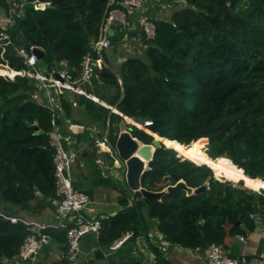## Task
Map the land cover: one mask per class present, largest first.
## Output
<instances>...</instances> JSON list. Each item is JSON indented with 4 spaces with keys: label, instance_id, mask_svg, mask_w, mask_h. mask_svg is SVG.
Returning a JSON list of instances; mask_svg holds the SVG:
<instances>
[{
    "label": "trees",
    "instance_id": "16d2710c",
    "mask_svg": "<svg viewBox=\"0 0 264 264\" xmlns=\"http://www.w3.org/2000/svg\"><path fill=\"white\" fill-rule=\"evenodd\" d=\"M20 1L50 6L23 9L7 29L11 44L3 53L0 48V63L7 59L14 70L28 68L17 49L29 52L32 45L44 52L40 63L48 72L59 69L64 59L77 75L109 12L126 11L123 0ZM170 1L175 8L169 18L152 19L153 38L133 32L146 45L143 56L127 57L116 72L103 65L93 78L96 95L126 118L148 116L152 121L150 133L128 125L133 137L149 144L157 136L163 142L154 150L151 170L141 176L142 187L160 191L179 180L191 188L207 185L199 193L165 192L159 199L141 201L140 192H130L111 176L103 178L102 184L119 191L122 208L98 218L99 247L108 248L131 232V240L146 238L162 264L170 262L151 243L149 220L169 242L167 247L199 250L211 243L224 245L227 236L247 235L259 219L264 224V194L256 191L263 186L258 178H264V0ZM7 9L0 0V11ZM104 85L111 89L107 95L101 92ZM35 89L27 76L11 80L0 75V264L18 253L30 233L28 226L4 215H35L54 206L50 133L58 113L53 117L50 108L32 97ZM71 96L75 100L68 91L58 95L62 112L72 107ZM93 116L108 127V139L114 141L123 117L100 104ZM240 179L247 187L232 182ZM67 230L45 228L42 233L65 248Z\"/></svg>",
    "mask_w": 264,
    "mask_h": 264
},
{
    "label": "crops",
    "instance_id": "0c3cea01",
    "mask_svg": "<svg viewBox=\"0 0 264 264\" xmlns=\"http://www.w3.org/2000/svg\"><path fill=\"white\" fill-rule=\"evenodd\" d=\"M173 5L170 0H145L142 7L139 10H134L128 18V24L134 26V29H129L127 25L118 22L111 25V38L116 44L103 51L101 56L103 65H109L116 72L126 57L128 44L133 45L134 48L139 43L143 47L146 46L137 35L133 34L134 31L139 29L137 23L139 15H146L150 19H167L170 16L169 9ZM126 35H129L130 39L124 42ZM106 50L110 52L107 53ZM118 81L120 83L119 78ZM109 90L111 92V89ZM101 92L106 93V95L110 93L102 89ZM91 93L97 96L96 92ZM74 97L76 105L72 104L67 112H62L61 109L58 110V122L55 129L64 147L76 154V160L71 166L72 184L77 190L87 192L90 198V203L85 207L83 214L88 217L103 219L116 214L122 208L118 204L119 191L112 187L111 183L102 184L103 178L111 176L116 179L115 182L119 181L120 184L124 182L120 178V172L117 173L113 169L116 159L112 152H109V148L105 143V138H108V127L104 129L100 121L93 116L94 107L98 103L94 102L93 104L78 94H74ZM102 101L108 108L115 106L114 110L116 111L110 110L111 112L123 116L116 109V105L112 106L104 100ZM100 133H103L102 139L99 138ZM94 142L97 147L95 150L93 147ZM20 214L29 220L43 224L45 228L54 229L58 228L60 224L70 226L79 220L77 214L61 218L57 214L55 206L46 207L35 215H27L23 211ZM154 225V220L148 221V237L153 245L156 244L162 250V257L168 260L170 264H205L203 250L186 249L178 245L173 247L161 246ZM237 236H227L224 240V247L230 256H245L248 259H253L264 254V224L260 219L254 231L245 236H239L241 242L235 241ZM45 238L46 242L34 255L27 259H10L5 261L4 264H67L65 259L67 245L62 248V245L54 238L47 235ZM80 248L78 264H120L122 261H139L140 264H162L155 258L144 236H138L134 240L130 239L126 245L110 250L109 248H100L94 234L88 233L81 238Z\"/></svg>",
    "mask_w": 264,
    "mask_h": 264
},
{
    "label": "built area",
    "instance_id": "2783aa9c",
    "mask_svg": "<svg viewBox=\"0 0 264 264\" xmlns=\"http://www.w3.org/2000/svg\"><path fill=\"white\" fill-rule=\"evenodd\" d=\"M144 1L145 0H123L121 4L126 8V11L115 8L109 12L107 18L104 19L98 37L91 40L90 49L83 56L77 75H73L69 70L67 61L64 59L60 61L61 67L59 69L48 72L45 66H42L40 63V59L33 52L34 48L39 47L32 45L27 47L29 52L17 49V55L24 58L28 66L27 69L14 70L10 67L8 60L3 58V63H0V75L11 80L17 75L27 76L32 79L36 86L32 97L37 102L50 108L53 117H55L58 110L61 108L58 95L64 91H68L71 94L82 95L108 108L101 99L92 94L86 87L93 86V78L97 77L96 70L101 69L103 66L101 59L102 53L105 49L112 46L111 25L118 22L127 25L129 29H134V26L128 24V18L134 10H139L142 7ZM5 2L8 5V9L0 12L1 53L11 44V38L7 33V29L14 23L15 18H19L22 15L23 6L25 4L20 0H5ZM46 4L47 3H42L41 5ZM137 23L139 28L138 32H140V28H143L145 37H154L155 25L152 19L141 14L137 18ZM94 54L96 55L95 57ZM70 100L73 105H76L72 96ZM110 110L116 111L113 108H110ZM122 117L128 125H134L136 128L149 133L147 127L152 123L150 119L145 120L143 123H139L138 121L130 123L126 120L125 115ZM51 124L53 129L50 133V146L54 151L53 164L55 178V199L53 200V205L61 218L74 214L79 216V220L70 226H65L64 224L58 226L68 227L66 233L67 248L65 253L67 264H78V258L81 252V238L85 234L94 231V236L97 239L98 232L101 228V222L98 218L88 217L83 214L85 207L90 203V198L86 192L75 189L72 184L71 166L76 160V154L74 151L64 147L60 136L56 132V124L53 119L51 120ZM110 151L109 149V152ZM150 161L151 160H144V171L151 170ZM258 179L263 183V186L256 191L264 194V178ZM4 217L11 223H22L30 228V233L24 238L18 253L11 259H27L42 248L43 244L46 242V235L42 233V230L45 229L43 224L29 220L26 217L14 215H4ZM131 234V232H126L121 237L114 240L108 248L110 250L119 248L122 242L127 237H130ZM157 235L161 246L166 247L169 245V242L164 240L160 234L157 233ZM203 256L205 264H264V254L253 259H247L245 256H230L222 243H211L207 245L203 249ZM7 260L10 259H6L5 261Z\"/></svg>",
    "mask_w": 264,
    "mask_h": 264
},
{
    "label": "water",
    "instance_id": "95a60500",
    "mask_svg": "<svg viewBox=\"0 0 264 264\" xmlns=\"http://www.w3.org/2000/svg\"><path fill=\"white\" fill-rule=\"evenodd\" d=\"M38 5H41V4L25 3L23 8L28 9V8L34 7L35 9H43L46 6H50V4L43 5V7H38ZM103 23H104V20L101 24V29H102ZM140 32L142 36L145 37V32L143 28H140ZM33 52L36 54V56L39 59H41L44 55V52L40 48H34ZM120 84H121V80H120ZM114 108L115 106L113 107V109ZM129 118L134 121H138L139 123H143L145 120L149 119L148 116L129 117ZM125 123L126 121L120 122L119 132L117 134L116 139L114 141H110L108 140V138H105V143L108 146V148L111 150L113 156L116 159L114 162V168L121 169L120 178L123 180L127 189L130 192H136V191L140 192L141 197L139 198V200L145 201V199L148 197L159 199L165 192L174 193L180 190H185L187 194L199 193L200 191H202L203 189L207 187L206 184H203L198 187L191 188V187L186 186V184L182 180H179L175 184L168 185L160 191H151V190H148L142 187L140 180H141V176L145 172L144 171V160H151L153 157L155 148L158 147L163 142L162 140H159L153 137L151 143L149 144L141 143L136 137H133L131 135L129 131L130 128H127L125 126ZM34 128L36 129L37 126H34ZM188 145H185V146H188ZM182 158L185 159L184 157ZM238 181H242L243 185L247 187L245 182L241 179L232 181V182H238ZM236 224H238L244 232H247L246 227L239 220L236 221ZM91 234H95V232L92 231ZM129 241H130V237H127L122 242L121 245L124 246ZM235 241L241 242V237L239 236L235 237Z\"/></svg>",
    "mask_w": 264,
    "mask_h": 264
},
{
    "label": "rangeland",
    "instance_id": "374dc122",
    "mask_svg": "<svg viewBox=\"0 0 264 264\" xmlns=\"http://www.w3.org/2000/svg\"><path fill=\"white\" fill-rule=\"evenodd\" d=\"M182 3H184V2H182ZM171 7V6H170ZM169 8V7H168ZM173 8H175L174 6L173 7H171L170 9H169V14L171 13V11H172V9ZM0 12H3V11H0ZM130 39V36L129 35H126V37H125V41L124 42H126V41H128ZM137 42H138V40H137ZM127 46V45H126ZM125 46V47H126ZM133 46V45H132ZM131 45H129L128 44V47L126 48V50H127V54H126V57H125V59L127 58V57H129V56H143V50H144V48L145 47H143L140 43L138 44V46H136L135 45V48L134 47H132ZM137 48V49H136ZM106 52L107 53H109L110 51L109 50H106ZM123 62V61H122ZM101 84V83H100ZM86 89L87 90H89V91H91V92H96L95 90H94V86H92V87H86ZM102 89L103 90H105V91H108L109 90V88L106 86L105 87V85L104 86H102ZM128 126V124L126 125V127ZM140 141V140H139ZM141 142V141H140ZM142 143V142H141ZM163 144V143H162ZM176 156L177 157H180L179 156V154L176 152ZM180 158H182V157H180ZM114 170H116V172L117 173H119L120 171H121V169H118V168H113ZM214 177L215 178H217V176H215L214 175ZM220 180H227V179H224L223 177L222 178H219ZM258 190V189H257ZM255 191V190H254Z\"/></svg>",
    "mask_w": 264,
    "mask_h": 264
},
{
    "label": "bare ground",
    "instance_id": "6f19581e",
    "mask_svg": "<svg viewBox=\"0 0 264 264\" xmlns=\"http://www.w3.org/2000/svg\"><path fill=\"white\" fill-rule=\"evenodd\" d=\"M126 120L128 121V122H130V123H134V120H132V119H130L129 117H127L126 118ZM155 138H157L158 139V137L157 136H155ZM101 148V147H100ZM103 148L105 149V147L103 146Z\"/></svg>",
    "mask_w": 264,
    "mask_h": 264
},
{
    "label": "snow or ice",
    "instance_id": "6c2138e0",
    "mask_svg": "<svg viewBox=\"0 0 264 264\" xmlns=\"http://www.w3.org/2000/svg\"><path fill=\"white\" fill-rule=\"evenodd\" d=\"M38 7H43V5H38Z\"/></svg>",
    "mask_w": 264,
    "mask_h": 264
},
{
    "label": "clouds",
    "instance_id": "9594fccd",
    "mask_svg": "<svg viewBox=\"0 0 264 264\" xmlns=\"http://www.w3.org/2000/svg\"><path fill=\"white\" fill-rule=\"evenodd\" d=\"M148 129V128H147ZM149 130V129H148ZM150 131V130H149ZM150 133V132H149Z\"/></svg>",
    "mask_w": 264,
    "mask_h": 264
}]
</instances>
